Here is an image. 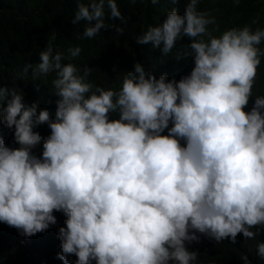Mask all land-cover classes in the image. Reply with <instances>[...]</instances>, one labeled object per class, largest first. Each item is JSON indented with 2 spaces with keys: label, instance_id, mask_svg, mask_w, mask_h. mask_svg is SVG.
<instances>
[{
  "label": "clouds",
  "instance_id": "clouds-1",
  "mask_svg": "<svg viewBox=\"0 0 264 264\" xmlns=\"http://www.w3.org/2000/svg\"><path fill=\"white\" fill-rule=\"evenodd\" d=\"M75 2L84 37L123 35L117 0ZM204 2L136 37L159 77L137 61L110 86L106 58L51 44L0 75V223L31 237L62 212L65 264H264V29Z\"/></svg>",
  "mask_w": 264,
  "mask_h": 264
},
{
  "label": "trees",
  "instance_id": "trees-1",
  "mask_svg": "<svg viewBox=\"0 0 264 264\" xmlns=\"http://www.w3.org/2000/svg\"><path fill=\"white\" fill-rule=\"evenodd\" d=\"M204 1V11L221 19L227 28L245 22L251 24L253 30L257 27L264 29V0H239V3L235 0ZM170 2L158 0L153 4L151 0H136L134 3L131 0H117L122 15L127 18L123 35L110 27L93 38H87L83 36L84 21L76 25L71 23L77 8L75 0H0V75L5 72L7 76L11 64L23 63L29 50L42 44H51L54 47H66V50L79 46L81 54L106 58L114 69L108 75L110 86L121 82L137 61L144 65L146 71L159 77L162 73L159 69L161 56L152 51L149 44H138L136 37L154 24ZM179 5L185 7L183 2ZM254 20L256 23H253ZM111 22L116 25L122 23L119 19ZM171 71L175 72V67L171 66ZM114 114L118 118V113ZM54 215L57 218L55 225L31 237L23 236L16 228L0 223V264H65L59 258L58 229L64 226L66 217L62 212H54ZM261 236L264 238V232H261ZM213 250L211 256H207L210 259L208 264L213 262L211 258H215ZM75 260L74 255L68 258L69 264H74ZM216 260L226 264L224 260Z\"/></svg>",
  "mask_w": 264,
  "mask_h": 264
}]
</instances>
